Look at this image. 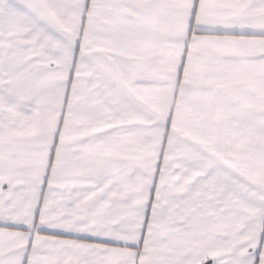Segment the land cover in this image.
I'll list each match as a JSON object with an SVG mask.
<instances>
[{
    "label": "snow or ice",
    "instance_id": "snow-or-ice-1",
    "mask_svg": "<svg viewBox=\"0 0 264 264\" xmlns=\"http://www.w3.org/2000/svg\"><path fill=\"white\" fill-rule=\"evenodd\" d=\"M0 264H264V0H0Z\"/></svg>",
    "mask_w": 264,
    "mask_h": 264
}]
</instances>
